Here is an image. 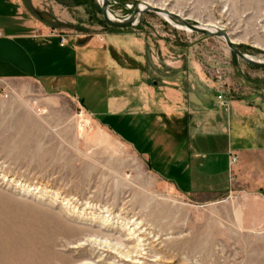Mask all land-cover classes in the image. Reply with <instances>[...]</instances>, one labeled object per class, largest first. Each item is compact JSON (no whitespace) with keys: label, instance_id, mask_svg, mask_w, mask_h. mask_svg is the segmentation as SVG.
<instances>
[{"label":"rangeland","instance_id":"374dc122","mask_svg":"<svg viewBox=\"0 0 264 264\" xmlns=\"http://www.w3.org/2000/svg\"><path fill=\"white\" fill-rule=\"evenodd\" d=\"M143 2L194 25H216L245 53L264 60V0H108L109 11L123 20ZM24 11L28 19L42 18L58 33L81 35L96 45L113 71L111 87L98 80L100 108L108 107L109 96L120 108L122 93L128 92L133 112L123 124L120 116L107 119L114 133L80 100L59 96L43 110L53 125L52 116L67 120L66 146L57 144L51 130L18 137L0 120V264H12L11 232L40 217L62 233L54 246L56 264H264V235L238 233L226 226L220 205L180 196L146 155L119 137L124 133L125 141L144 150L169 154L175 141L188 147L189 117L208 114L218 101L264 112V68L240 58L224 37L188 30L154 11L130 28L107 24L100 0H39L33 11ZM128 69L127 91L122 73ZM138 83L163 99L166 87L177 89L183 110L163 113L158 98ZM8 84L0 96H17V88ZM144 98L148 109L142 107ZM87 104H95V98L88 97ZM37 261L45 263L41 257Z\"/></svg>","mask_w":264,"mask_h":264},{"label":"crops","instance_id":"0c3cea01","mask_svg":"<svg viewBox=\"0 0 264 264\" xmlns=\"http://www.w3.org/2000/svg\"><path fill=\"white\" fill-rule=\"evenodd\" d=\"M38 1L0 0V88L10 83L19 91L17 96H0L2 125L9 123L17 133L15 136L25 138L51 130L57 144L66 146L67 120L52 116L53 125L50 115L43 110L64 96L80 100L85 110L115 133L107 119L120 116L122 124L126 121L133 112L129 93H122L120 108L114 96L108 99L104 96L108 107L100 108L103 94L99 92L98 80L104 81L108 88L113 78L103 53L96 45L87 44L81 35L60 34L42 18L36 21L26 18L24 10L33 11ZM127 71L122 73L127 78L122 87L128 91L131 73ZM138 84L140 90L158 98V104L165 109L163 113L183 110L177 89L166 87L168 98L163 99L154 88ZM84 90L93 95H86ZM90 96L95 98L92 106L87 104ZM218 103L204 116L195 113L191 121L189 117L186 149L175 141L169 154L163 150L151 153L130 140L125 141L126 134L118 136L139 154L146 155L154 171L169 181L180 196L207 202L209 207L220 205L226 211V226L238 233L264 235V112L239 102ZM142 107L149 108L145 98ZM71 121L68 120L69 126Z\"/></svg>","mask_w":264,"mask_h":264},{"label":"bare ground","instance_id":"6f19581e","mask_svg":"<svg viewBox=\"0 0 264 264\" xmlns=\"http://www.w3.org/2000/svg\"><path fill=\"white\" fill-rule=\"evenodd\" d=\"M145 3L146 2H143L141 4V7H144ZM110 15L111 17L115 18L113 13H111V11H110ZM163 16H165L169 20L171 18L167 15H163ZM202 26L209 28L211 30L219 29L217 28L216 25L213 26L209 24H204ZM185 28L190 30L186 26ZM24 215L26 214H23V216ZM18 218H22V217L19 216ZM40 218H38V220H36L35 222L34 220L29 221L28 223H26V225L22 220V223L20 222V224H24L25 227L23 229L21 228H17V230L14 229L11 232V235L9 237L10 238L9 244L11 247L9 253L10 255L9 259L11 260L12 264H36L35 262H38L37 260L40 257L45 259L44 264H56L55 262L56 252L54 250V246L55 244H57L56 242L58 236L62 235V233L58 231L59 229L58 227H55L53 224L49 223L50 221L48 219L44 217H40ZM32 219H34V216Z\"/></svg>","mask_w":264,"mask_h":264},{"label":"water","instance_id":"95a60500","mask_svg":"<svg viewBox=\"0 0 264 264\" xmlns=\"http://www.w3.org/2000/svg\"><path fill=\"white\" fill-rule=\"evenodd\" d=\"M101 7H102L104 19L107 22V24L116 28H130V27L138 26L143 18V15L149 11H154L162 15H167L169 17L176 18L192 31L200 32L206 35L224 37L231 50L234 51L240 58H242L247 63L253 66L264 68V60H257L252 56L248 55L247 53H245L241 49V47L233 41L229 33L222 28H219L217 30H211L203 26L194 25L190 23L185 17H182L180 14L175 13L172 10H169L161 6H155L147 2L145 3L144 7L138 5L134 10V12L123 20H119L111 17L108 0H102Z\"/></svg>","mask_w":264,"mask_h":264},{"label":"built area","instance_id":"2783aa9c","mask_svg":"<svg viewBox=\"0 0 264 264\" xmlns=\"http://www.w3.org/2000/svg\"><path fill=\"white\" fill-rule=\"evenodd\" d=\"M63 41H64V39H63ZM235 160V159H234Z\"/></svg>","mask_w":264,"mask_h":264}]
</instances>
